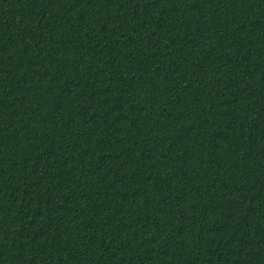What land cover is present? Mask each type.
<instances>
[{
    "label": "trees",
    "instance_id": "obj_1",
    "mask_svg": "<svg viewBox=\"0 0 264 264\" xmlns=\"http://www.w3.org/2000/svg\"><path fill=\"white\" fill-rule=\"evenodd\" d=\"M0 264H264V0H0Z\"/></svg>",
    "mask_w": 264,
    "mask_h": 264
}]
</instances>
